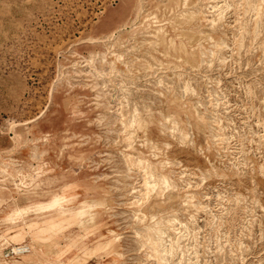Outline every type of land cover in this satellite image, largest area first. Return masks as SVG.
Listing matches in <instances>:
<instances>
[{"label": "rangeland", "instance_id": "1", "mask_svg": "<svg viewBox=\"0 0 264 264\" xmlns=\"http://www.w3.org/2000/svg\"><path fill=\"white\" fill-rule=\"evenodd\" d=\"M0 264H264V0H0Z\"/></svg>", "mask_w": 264, "mask_h": 264}, {"label": "built area", "instance_id": "2", "mask_svg": "<svg viewBox=\"0 0 264 264\" xmlns=\"http://www.w3.org/2000/svg\"><path fill=\"white\" fill-rule=\"evenodd\" d=\"M27 251V247L25 246H18L13 249L12 255H21L24 254Z\"/></svg>", "mask_w": 264, "mask_h": 264}, {"label": "bare ground", "instance_id": "3", "mask_svg": "<svg viewBox=\"0 0 264 264\" xmlns=\"http://www.w3.org/2000/svg\"><path fill=\"white\" fill-rule=\"evenodd\" d=\"M147 184H149V183H147ZM147 184H145V185L147 186ZM151 185H152V184H151ZM155 247L159 249V248L164 247V246H163V244H162L161 242H157ZM164 249H165V248H164ZM167 250H168V249H167ZM167 250L165 251V253L168 252ZM159 251H163V250L161 249V250H159ZM159 251H158V252H159ZM162 253H163V252H162Z\"/></svg>", "mask_w": 264, "mask_h": 264}]
</instances>
